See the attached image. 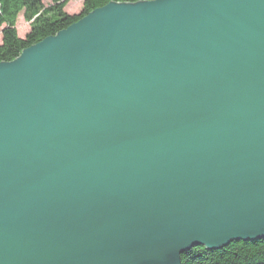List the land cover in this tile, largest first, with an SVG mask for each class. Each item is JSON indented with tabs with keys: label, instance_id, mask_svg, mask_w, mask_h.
Wrapping results in <instances>:
<instances>
[{
	"label": "water",
	"instance_id": "1",
	"mask_svg": "<svg viewBox=\"0 0 264 264\" xmlns=\"http://www.w3.org/2000/svg\"><path fill=\"white\" fill-rule=\"evenodd\" d=\"M263 237L264 0L109 1L0 62V264Z\"/></svg>",
	"mask_w": 264,
	"mask_h": 264
},
{
	"label": "trees",
	"instance_id": "2",
	"mask_svg": "<svg viewBox=\"0 0 264 264\" xmlns=\"http://www.w3.org/2000/svg\"><path fill=\"white\" fill-rule=\"evenodd\" d=\"M109 1L83 0L78 13L69 14L64 7L68 0H0V62L15 59L20 52L47 36L54 35ZM22 13L28 30L19 36L16 20ZM180 264H264V237L251 241H232L226 246L207 249L193 246L180 255Z\"/></svg>",
	"mask_w": 264,
	"mask_h": 264
},
{
	"label": "rangeland",
	"instance_id": "3",
	"mask_svg": "<svg viewBox=\"0 0 264 264\" xmlns=\"http://www.w3.org/2000/svg\"><path fill=\"white\" fill-rule=\"evenodd\" d=\"M83 0H68L64 9L67 13L73 14L78 13L81 10ZM45 5L49 4V0H43ZM28 22L23 19L22 13H20L16 20V29L19 36H24L28 30Z\"/></svg>",
	"mask_w": 264,
	"mask_h": 264
}]
</instances>
